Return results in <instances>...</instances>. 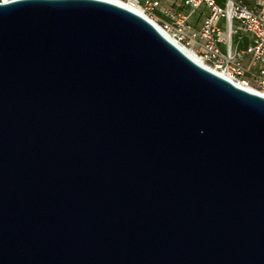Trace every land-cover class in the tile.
Returning <instances> with one entry per match:
<instances>
[{
  "label": "water",
  "instance_id": "95a60500",
  "mask_svg": "<svg viewBox=\"0 0 264 264\" xmlns=\"http://www.w3.org/2000/svg\"><path fill=\"white\" fill-rule=\"evenodd\" d=\"M0 264H264V95L108 0H0Z\"/></svg>",
  "mask_w": 264,
  "mask_h": 264
},
{
  "label": "built area",
  "instance_id": "2783aa9c",
  "mask_svg": "<svg viewBox=\"0 0 264 264\" xmlns=\"http://www.w3.org/2000/svg\"><path fill=\"white\" fill-rule=\"evenodd\" d=\"M122 1L142 8L178 44L192 50L202 65L264 95V0H258L253 9L239 0H224V6L218 0ZM197 12L203 13L204 20L200 29L193 32L191 19ZM221 19L226 21L227 37L219 27ZM241 32L252 36V44L245 52L252 58L249 67L244 66L233 51L232 38Z\"/></svg>",
  "mask_w": 264,
  "mask_h": 264
},
{
  "label": "crops",
  "instance_id": "0c3cea01",
  "mask_svg": "<svg viewBox=\"0 0 264 264\" xmlns=\"http://www.w3.org/2000/svg\"><path fill=\"white\" fill-rule=\"evenodd\" d=\"M143 1V0H141ZM249 8H255L257 6L258 0H239ZM204 20V16L202 12H197L192 16L191 19V26L192 31L197 32ZM219 27L221 28L224 37H227V30H226V21L225 19H221L219 21ZM233 43V51L237 55L238 59L241 61V63L247 67H249L252 63V58L250 55L245 54L249 46L252 44V36L250 34L246 33H239L238 35L233 36L232 38ZM222 49L225 50V47L221 45ZM245 60L247 61L246 64Z\"/></svg>",
  "mask_w": 264,
  "mask_h": 264
},
{
  "label": "bare ground",
  "instance_id": "6f19581e",
  "mask_svg": "<svg viewBox=\"0 0 264 264\" xmlns=\"http://www.w3.org/2000/svg\"><path fill=\"white\" fill-rule=\"evenodd\" d=\"M108 1H111V2H114V3H117V4H119V5H122V6H124V7H127V8H129V9H131V10H133V11H135V12H137V13H139V14H141V15H143V16H145V17H147V18H149L150 19V17H148L145 13H144V11H143V9L142 8H140V7H138V6H135V5H133L132 3H129V2H126V1H122V0H108ZM150 20H152V19H150ZM153 21V20H152ZM161 30H162V32H163V34L170 40V41H172L174 44H176L179 48H181L186 54H188L190 57H192L193 59H195L196 60V56L194 55V53L192 52V50H190V49H188V48H185V47H183L182 45H180V44H178L173 38H172V35L169 33V32H167L166 30H164L162 27H160V25L157 23V22H155V21H153ZM220 76H222V75H220ZM224 77V76H223ZM234 83H236V84H239V85H241V83L240 82H238V81H233ZM244 87V86H243ZM246 88V87H245ZM247 89H249V90H252V91H255L256 92V90L253 88V87H247Z\"/></svg>",
  "mask_w": 264,
  "mask_h": 264
},
{
  "label": "rangeland",
  "instance_id": "374dc122",
  "mask_svg": "<svg viewBox=\"0 0 264 264\" xmlns=\"http://www.w3.org/2000/svg\"><path fill=\"white\" fill-rule=\"evenodd\" d=\"M218 3H219L220 5H222V6H224V0H218ZM180 8L183 9V6H180ZM156 13H157V14H160L159 11H157ZM160 15H161V14H160ZM246 62H247V61L245 60V63H244V64H246ZM244 66H245V65H244Z\"/></svg>",
  "mask_w": 264,
  "mask_h": 264
},
{
  "label": "clouds",
  "instance_id": "9594fccd",
  "mask_svg": "<svg viewBox=\"0 0 264 264\" xmlns=\"http://www.w3.org/2000/svg\"><path fill=\"white\" fill-rule=\"evenodd\" d=\"M6 3H15V0H5Z\"/></svg>",
  "mask_w": 264,
  "mask_h": 264
}]
</instances>
